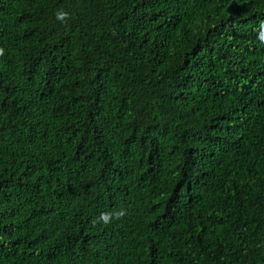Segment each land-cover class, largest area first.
<instances>
[{"label":"trees","instance_id":"16d2710c","mask_svg":"<svg viewBox=\"0 0 264 264\" xmlns=\"http://www.w3.org/2000/svg\"><path fill=\"white\" fill-rule=\"evenodd\" d=\"M0 264H264V0H0Z\"/></svg>","mask_w":264,"mask_h":264}]
</instances>
